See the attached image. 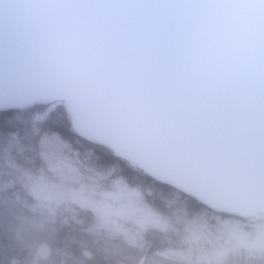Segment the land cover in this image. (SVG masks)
I'll return each instance as SVG.
<instances>
[{"label":"water","instance_id":"1","mask_svg":"<svg viewBox=\"0 0 264 264\" xmlns=\"http://www.w3.org/2000/svg\"><path fill=\"white\" fill-rule=\"evenodd\" d=\"M54 101L213 212L264 213V0H0V111Z\"/></svg>","mask_w":264,"mask_h":264},{"label":"rangeland","instance_id":"2","mask_svg":"<svg viewBox=\"0 0 264 264\" xmlns=\"http://www.w3.org/2000/svg\"><path fill=\"white\" fill-rule=\"evenodd\" d=\"M62 147L54 134L44 137L37 171L0 153V251L8 257H17L11 246L43 243L51 264H264V213L243 221L160 212L144 203L140 185L99 184L97 169L74 165L83 160Z\"/></svg>","mask_w":264,"mask_h":264},{"label":"trees","instance_id":"3","mask_svg":"<svg viewBox=\"0 0 264 264\" xmlns=\"http://www.w3.org/2000/svg\"><path fill=\"white\" fill-rule=\"evenodd\" d=\"M54 136L63 144L62 151L67 154L76 155L83 161L77 159L74 165H81V169H97L96 182L106 184L111 180L120 179L125 184L140 185L142 187V199L146 205L157 209L160 212H167L174 206V209L184 211L192 215L215 214L226 217L238 218L221 212H213L205 205L197 202L194 197L180 192L167 184L159 183L146 173H144L133 162L115 156L107 146L91 143L82 139L73 128L71 115L67 105L61 101H54L50 104H39L26 109H8L0 111V153L4 154L9 160L22 165L31 170H36L42 166L40 155V143L44 137ZM20 152L32 162H27ZM63 152V157L65 153ZM93 167V168H92ZM37 171V170H36ZM95 182V183H96ZM145 189H151L149 193ZM168 203H171L170 206ZM154 242V241H153ZM151 243L146 252H153L154 243ZM25 248V247H24ZM17 248L16 245L10 250L17 252V257L11 258L8 255L9 249L0 251V264L4 258V264H51L49 259L50 252L43 243L31 248ZM35 257L37 258L35 262ZM55 259V258H54ZM85 264H101V262H90Z\"/></svg>","mask_w":264,"mask_h":264}]
</instances>
